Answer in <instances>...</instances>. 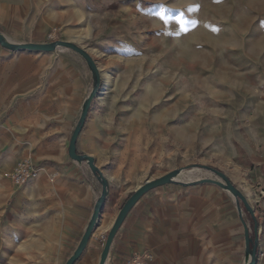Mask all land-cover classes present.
Masks as SVG:
<instances>
[{
	"label": "rangeland",
	"instance_id": "1",
	"mask_svg": "<svg viewBox=\"0 0 264 264\" xmlns=\"http://www.w3.org/2000/svg\"><path fill=\"white\" fill-rule=\"evenodd\" d=\"M0 34L25 46L0 44V58L28 59L29 86L38 83L45 98L60 89L77 94L68 147L96 90L81 133L93 122L103 131L100 171L122 169L138 187L181 171L152 190L221 187L218 172L237 189L246 185L242 147L253 149L264 131V0H0ZM61 43L83 49L93 64ZM50 44L51 51L28 47ZM11 111L0 110V264H52L59 240L26 236L9 218L12 192L25 186L5 174L21 159L35 163L13 156L24 143L5 130ZM56 129L51 121L33 130L34 145L61 138Z\"/></svg>",
	"mask_w": 264,
	"mask_h": 264
},
{
	"label": "crops",
	"instance_id": "2",
	"mask_svg": "<svg viewBox=\"0 0 264 264\" xmlns=\"http://www.w3.org/2000/svg\"><path fill=\"white\" fill-rule=\"evenodd\" d=\"M28 61L21 57L4 63L0 58V84H4L0 86V110L12 109L4 127L15 144L24 143L13 156L29 154L39 169V176L25 187L12 184L23 188L12 192L17 201L9 218L13 224H21L26 236L59 240L52 264H67L92 220L104 188L86 162L69 157L66 142L76 116L71 104L77 102V94L60 89L45 98L38 83L28 85ZM32 73L34 77L40 75L39 69ZM51 121L57 127L53 134H61V138L38 148L32 131H44ZM95 123L81 133L77 149L79 154L93 157L101 168L105 154L96 144L104 141V135L95 129L99 127ZM253 144L251 150L242 147L247 167H238L246 184L239 191L252 208L249 213L241 204L244 220L232 194L221 187L199 184L152 190L127 214L105 264H120L133 253L152 254L154 264H246V229L255 242L250 248L257 249L255 264H264V131ZM101 171L108 181L107 196L98 225L75 264H100L105 246L100 236L109 233L121 209L139 188L122 169ZM3 186L0 181V192H5Z\"/></svg>",
	"mask_w": 264,
	"mask_h": 264
},
{
	"label": "water",
	"instance_id": "3",
	"mask_svg": "<svg viewBox=\"0 0 264 264\" xmlns=\"http://www.w3.org/2000/svg\"><path fill=\"white\" fill-rule=\"evenodd\" d=\"M2 34H0V44L8 49H19L22 47H25L23 45H19V44H14V43H10V42H5L2 39ZM63 46L65 47H69L73 50H75L76 52L80 53L81 55H83L88 62H90L91 64H93V61L91 59V57L81 48L73 45V44H69V43H61ZM29 49H39V50H48L51 51L56 47V44H50V45H31L28 46ZM96 95V90H94L91 94V96L88 98V100L85 103L83 112H82V116L80 119V122L78 124V126L76 127L70 143H69V157L73 160L76 161H85L87 162L88 166L90 167V169L96 174L98 175L99 180L102 182L103 184V194L101 196V198L99 199V201L96 204L95 210H94V214L92 217V220L78 246V248L76 249L75 253L73 254V256L68 260L67 264H75L79 258L81 257L84 249L86 248L94 230L96 229L97 225H98V221L100 218V213L102 210V206L103 203L105 201V198L107 196V191H108V182L105 179V177L103 176L102 172L97 168V166L95 165L94 159L90 156L87 155H81L77 152V141H78V137L81 133V130L85 124L88 112H89V108L91 106L92 100ZM218 174L225 180L226 184L220 183L218 182V184L221 186V188L227 190L230 194H232V196L234 197L235 201L237 202V206L239 209V214L241 216V218L244 220V215H243V210L241 207V204L244 205V207L246 208V210L249 213H252V208L251 206L248 204L246 198L244 197V195L239 191V189H237V187H235V185H233L231 183V181H229L227 179V177L221 173L218 172ZM176 176V174H170L167 175L165 177H162L160 179L157 180H153V181H148L146 182L143 186L139 187L132 195L131 197L127 200V202L125 203V205L123 206V208L121 209L118 218L116 219V222L114 223L113 227L111 228V230L108 233L107 236V240L104 246V250L102 252L101 255V260H100V264H105L109 251H110V247L112 244V241L116 235V232L118 231V229L120 228L121 224L123 223L124 219L126 218L127 214L130 212V210L134 207V205L139 201V199L144 196L147 192H149L152 189H155L159 186L162 185H166L168 183L174 182L173 178ZM245 240H246V246H247V255H250L251 259L247 264H255L256 261V254H257V249L256 247H253L252 249L250 248L251 244L255 242H253V240L250 237L249 234V230L246 229L245 231Z\"/></svg>",
	"mask_w": 264,
	"mask_h": 264
},
{
	"label": "built area",
	"instance_id": "4",
	"mask_svg": "<svg viewBox=\"0 0 264 264\" xmlns=\"http://www.w3.org/2000/svg\"><path fill=\"white\" fill-rule=\"evenodd\" d=\"M39 176V169L29 158L19 160L5 174L6 179L14 186H23ZM108 234L100 236L99 241L106 243ZM155 258L150 253H133L124 258L120 264H154Z\"/></svg>",
	"mask_w": 264,
	"mask_h": 264
},
{
	"label": "bare ground",
	"instance_id": "5",
	"mask_svg": "<svg viewBox=\"0 0 264 264\" xmlns=\"http://www.w3.org/2000/svg\"><path fill=\"white\" fill-rule=\"evenodd\" d=\"M3 35H4V34L1 35L3 41H5V42H10V41H9L6 37H4ZM180 172H181V171H180ZM180 172H179V173H180ZM179 173H178V174H179ZM178 174H177V175H178ZM177 175H176V176H177ZM176 176H175V177H176ZM175 177H174V181H175ZM180 178H182V176H180ZM246 257H247V263H248V262L250 261L251 257H250V255H246ZM247 263H246V264H247Z\"/></svg>",
	"mask_w": 264,
	"mask_h": 264
},
{
	"label": "snow or ice",
	"instance_id": "6",
	"mask_svg": "<svg viewBox=\"0 0 264 264\" xmlns=\"http://www.w3.org/2000/svg\"><path fill=\"white\" fill-rule=\"evenodd\" d=\"M161 18H162V19H165V22H167V19H166L165 17L162 16ZM183 23H185V22L182 21V24H183ZM182 30H185V31H186L187 29L184 28V29H182Z\"/></svg>",
	"mask_w": 264,
	"mask_h": 264
}]
</instances>
